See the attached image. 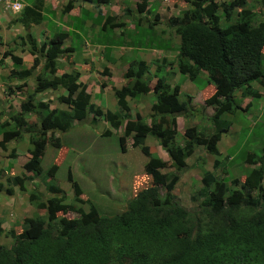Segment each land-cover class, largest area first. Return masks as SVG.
<instances>
[{
  "label": "trees",
  "instance_id": "obj_1",
  "mask_svg": "<svg viewBox=\"0 0 264 264\" xmlns=\"http://www.w3.org/2000/svg\"><path fill=\"white\" fill-rule=\"evenodd\" d=\"M35 1L25 5L17 18L26 31L24 39L28 42V53L33 56L30 66L19 69L16 64H21L20 57L9 55L13 67L17 68L12 74L20 78L34 75L32 93L19 106L25 113L35 109L38 113L34 120L38 127L27 139L29 157L22 164L31 176L13 175L5 180L21 188L23 178L31 180L34 176H41L47 196L37 192L35 187L28 191L27 198L37 213L23 217L21 222H14L15 225L7 229L12 242L9 247L0 245V264H264L263 142L262 154L247 152L243 157L249 166L242 181L232 175L231 167H237L234 157L222 164L225 168L218 174L211 170L201 171L200 186L190 194V200L196 202V212L184 207L172 192L178 175L174 171H160L166 166L175 171L182 170L186 166L185 158L197 145L213 156L212 169L221 168L220 160L215 158L218 154L216 143L230 125L222 115L234 113L239 108L233 93L239 91L242 97H257L259 93L252 88L251 82L264 83V71L260 69L264 55V19L253 25V19L259 14L258 6L246 8L245 0L219 3L184 0L187 8L168 17L169 30L176 35L177 44L172 43L171 37L167 40L157 36L153 48L174 49L178 73L200 87L199 69L204 68L208 75L203 87L213 85V92L203 101V106L213 107L210 116L214 120L213 131L204 133L209 128L199 131L195 126L184 127L180 131L184 143L180 145L176 138L179 133L175 116L188 111V97L183 94L180 99L177 84L170 86L166 81L171 72L160 71L164 63L171 66V61L162 58V63L155 64L153 82L150 76H146V61L136 59L129 62L122 74L126 82L119 88L112 87L116 111L106 109L102 113L89 102L90 88L77 81V71L56 73L61 69L57 60L68 49L73 50L71 46H63L68 32L65 29L55 31L38 45L28 31L31 25L38 24L45 17L40 12V0ZM71 1L62 7L63 13L70 11ZM147 4L148 0L135 2L137 12H143ZM236 7L239 10L235 12V20L220 24L227 10L233 11ZM146 24L145 27L151 29L154 21ZM77 25L81 26L80 31L84 30L82 24ZM116 25L119 24H111L107 29L111 31ZM164 32L161 30L160 35ZM98 72L103 75L107 69ZM56 87L66 91L58 99L66 104L67 110L50 109L45 102L32 99L33 93ZM140 95L153 98L148 123L137 112L133 118L128 114L125 98L136 99ZM87 113L95 117L103 115L110 128L122 127L123 135L117 136L120 151H124V137L130 136L131 145L139 146L146 156L142 172L134 173L129 198L123 209L115 214H100L92 204L84 211L80 206L64 201V195L54 181L61 158L59 161L54 159L43 173L40 168L46 141L62 151L57 157L65 155L67 147L58 133L70 128L74 120L83 119ZM21 126L29 130L30 123L20 115L12 122H0V149L6 142L22 137ZM101 135H110V130L105 129ZM147 135L154 137L167 160L148 151L144 145ZM232 147L234 145L228 148ZM242 172H245L244 168L241 175ZM65 178L70 182L74 202L84 203L85 199L80 197L82 190L69 168ZM5 191L9 193V189ZM68 212L76 216L69 217ZM38 213L42 216H37ZM2 232L0 221V234Z\"/></svg>",
  "mask_w": 264,
  "mask_h": 264
},
{
  "label": "rangeland",
  "instance_id": "obj_2",
  "mask_svg": "<svg viewBox=\"0 0 264 264\" xmlns=\"http://www.w3.org/2000/svg\"><path fill=\"white\" fill-rule=\"evenodd\" d=\"M220 1L221 0H218L217 2ZM248 1L249 4H247V7L253 9L254 6H258L259 8V14L253 19V23L262 18L264 19V0ZM33 2L36 1L34 0ZM161 3L164 9L162 10L161 20L159 21V16L155 14L154 23L156 25L160 24V26L157 25V28L166 30L168 17L173 14L178 15V12L186 8L187 4L184 0H163ZM135 10L137 12L136 8ZM105 11L107 13L109 12L107 8ZM3 16L4 15L0 13V18ZM231 17L233 18L232 15L228 16V18ZM69 18L70 20H76V17ZM79 19H90L93 22L98 20L103 21V18H100L98 13H88L86 11L80 13ZM223 22L225 21L221 19V23ZM77 24L81 23L76 22L75 24H67L68 27L74 25L75 28L73 29H76L78 35L68 33V36L70 35L69 38L71 37L73 52L71 57L66 54H64L66 58L64 55L60 57L58 63H60L62 67L56 72L57 74L61 70H70L74 64L78 69H86L80 68L82 64L81 58L84 52V43L87 45L89 43H102L104 45H113L117 43L116 37L112 35L113 29L111 31L106 29V32L104 30V33L100 34L93 32L85 36V29H81L80 31L81 26ZM138 24H142L143 26ZM144 24L145 21L139 18L138 22L134 21L133 28L128 25L121 31L119 43L124 44L125 49H127L130 43L129 40H131V42H134V45L139 46L140 49L143 48L145 50L144 52L149 53L156 44L157 35L153 32L152 28L147 29L144 27ZM64 26L65 25L45 24V20L42 19L38 24L31 25L28 31L35 37L38 45H42L48 35L63 29ZM25 32L26 31L18 24L16 15L6 13L5 16L0 19V122L4 120L12 122L15 117L20 115L24 116L27 123H30L29 130L22 129V126L20 127L21 133L23 134L20 140H10L5 143L3 149H0V183L2 186L0 188V221L3 229V232L0 234V244L6 247L12 242L7 234V229H9L14 222H21L23 217H29L37 213L36 209L27 198L28 191L35 187L37 192L47 196L41 176H34L31 180L23 178L21 188L5 180V178L11 176V174L31 176L30 172H26L22 168V164L29 156L26 152V148L29 147L27 145V136L32 134L31 132L37 128V124L34 120L38 113L36 112L37 109L28 113L20 111L19 105L21 101L26 100L27 95L32 93V77L34 75L27 78L14 76L11 73L12 65L10 57L8 56V54L20 56L22 63L16 64V66H18L19 69L27 68V56L29 54L24 51V49L27 50L28 48V42L24 39ZM170 37L172 38L171 41L173 44L177 43L178 39L173 31H170ZM66 42L67 40H65V43ZM106 51H108V49H106ZM170 54H173V52ZM136 57L137 55L135 53L130 57L123 56L117 63L126 64L127 67L131 60L136 61ZM97 63V61L89 62L88 64L92 66L89 67V69H92ZM154 67L155 63L153 60H149V69L146 76H150V78L153 77ZM260 69L264 71V55L261 59ZM169 70H174L175 72V70H177L175 64ZM34 71H36V69ZM34 71L33 74H35ZM46 77H50L49 74H47ZM84 78L85 76H83L82 79ZM23 79H25L24 85L19 87ZM89 79L97 80V84L103 82L98 78L96 79L94 74H91ZM204 81V79H199L198 83H201L200 88L203 86ZM174 82L175 78L168 80L170 86H174ZM177 86L179 89V98L183 99V94L188 95L189 93V85L187 83H182ZM251 86L259 95L257 97L248 96L246 98L250 102L248 108L246 110H236L234 113H225L222 115V118L229 120L231 125L227 128L228 131H225L221 139L217 142V148L220 153H218L215 158L220 160L221 168L219 166L216 169H212L211 161L213 156L205 153L203 148L197 145L194 146L192 153L185 159L186 166L182 170L175 171L173 168L167 166L160 169V171L165 173L174 171L178 175V181L172 192L175 194L176 199L189 211H197L196 202L190 200L189 196L200 185L199 177L202 170H211L213 173L218 174L220 170L225 168L222 164L228 161V158L224 157V154H227L234 157V162L237 166L231 167L232 175H237L239 181H242L247 167L249 166L245 163L243 157H245L247 152L262 154L261 147L263 144L258 143L262 134H264V83L258 84L252 82ZM180 88H182L183 91H181ZM98 92L99 85H96L93 89L91 98L93 103L102 107L98 99ZM60 93V91H49V89H47L42 93H33L32 95L33 100L38 99L46 104L51 103L50 106H52V104L53 106H63V104L57 102L59 100L58 97L54 98V96ZM140 96L139 99L134 100V113H139L143 121L148 123L150 120V105L153 102V98L149 95ZM234 99L238 100V97H234ZM195 105L192 106L189 102L187 105L188 111L184 114H178L180 116H175L177 118L176 127L179 133L176 135V138H178L180 145L184 143V139L180 133L184 127L195 126L199 131L202 130V128H209V130L207 129L203 132H212V121H207ZM92 116L93 115L87 113L83 120L72 122L70 128L58 133L61 142L67 147L65 155L60 154L57 157L56 155L62 151L52 147L47 140V145L40 159V168L43 173L48 169L54 159L59 161L61 158L54 175V181L60 187L61 193L64 195V201L73 203L74 206H80L84 211H87L88 205L92 204L100 214H115L123 209L125 201L129 198V194L132 191L131 185L134 181V173L142 172L141 169L146 160V156L143 153L144 150L139 146L131 147L128 145L124 151H120L117 136L122 134V130L110 128L106 125L107 123H103L99 117H94L95 119L92 120ZM8 127L12 128L11 126ZM105 128H110V135H101ZM126 139L127 137L125 138V144ZM153 141H155L154 137L147 135L144 139L145 147H148V151L152 152L154 156L167 160L165 153L162 152ZM233 145L234 147L231 149L227 148ZM256 145L258 146L256 147ZM54 155L56 158L53 157ZM67 168L70 169L73 179L77 181L82 190L80 197L85 199L84 203L74 202L75 200L73 199L70 182L65 178ZM243 168L245 172H242L241 175L240 172ZM262 186L264 190V179L262 180ZM5 189H9V193H7ZM159 191L163 193L160 187ZM41 213H43V211ZM37 216L42 215L38 213ZM67 216L75 217L76 214L68 212ZM15 230L18 231V228L16 227Z\"/></svg>",
  "mask_w": 264,
  "mask_h": 264
},
{
  "label": "crops",
  "instance_id": "obj_3",
  "mask_svg": "<svg viewBox=\"0 0 264 264\" xmlns=\"http://www.w3.org/2000/svg\"><path fill=\"white\" fill-rule=\"evenodd\" d=\"M33 1L34 0H29V3L31 4ZM67 1L69 0H42L41 9H42V14L45 16L43 19L45 20V24H53L59 26L65 25L63 29L67 30L68 33H72L73 35H76V29H73L75 28V26L73 25L72 27H68L67 24H75L76 22H80L85 29L84 32L85 36L90 35L93 32H96L98 34L104 33V30L106 32L107 27H110L111 24H119L112 28L113 29L112 35L116 37L117 43H114L113 45H104L102 43H98V44L89 43L87 45L86 43H84V52H83V57L81 58L82 64L80 65V68H86V69L85 70L78 69L74 66L75 64L73 65L72 68H70L78 72L77 80L81 83L86 84L88 88H90L89 102L93 103L91 95L94 87L96 85H99L98 99L102 107H100V105H96L95 103L93 104L97 106L99 110H101V112H103L106 109L110 111H116L117 109L116 100L112 94V87L119 88V86L122 85L123 82L126 80L122 78V73L126 68V64L117 63L123 56L130 57L133 53H135L137 55L136 59H141L144 61L151 59L161 60L162 58H164L166 61H171L174 58L175 51L174 49L171 50V48L167 50L162 48L161 49L153 48L149 53H146L144 52L145 50L143 48L140 49V47L134 45V42L133 41L131 42V40H129L130 43L128 44L127 49H125L124 44L119 43V39H120L119 36L121 34V31L124 30L128 25H130V27L133 28L134 21L138 20L140 17H142L140 19L145 21L144 27L147 25L146 22L148 21L152 22L155 20L154 19L155 14L159 16L158 20L160 21L162 16V10H164L163 4L160 1L163 0L160 1L148 0V4L143 7V12L140 13L136 12L135 10L136 7L134 5L135 2H138L139 0H96V2L92 1L90 3L86 0L83 1L76 0L71 2L72 8L70 9V11H68L67 13L66 12L63 13L62 6ZM246 1L247 3L249 2L248 0ZM151 7L154 8H152L151 11L149 12L146 11L149 10ZM106 8L109 11L108 13L105 11ZM82 11H86L88 13L90 12L98 13L100 18L101 17L103 18V21L98 20L96 22H93L90 19L80 20L79 15ZM69 17H76V20H70ZM138 25L143 26L142 24H138ZM157 25L160 26V24ZM157 25L155 23L153 24L152 26L154 30L153 32H155L158 37L161 36L160 38L162 39H167V40L170 39L169 24H166V30L157 28L158 27ZM161 30L165 31L162 35H160ZM69 36L65 38L67 42L65 43L64 40L63 42L64 46H68V47L71 46V37L69 38ZM106 49H108V51H106ZM24 51L27 52L26 49H24ZM72 52L73 51L69 50L65 54L70 55L71 57ZM172 52L173 54H170ZM27 57H28L27 58V66H28L30 65L32 55L29 54ZM94 61L98 62L97 65H94L92 69H89V67L92 66H90V64L88 63ZM172 66L173 64H171L170 66L167 63H164L163 68L162 69L160 68L161 72H171V75L167 78L166 81L168 82V80H170L171 78H175L174 84L180 85L182 83L183 84L187 83L189 85L188 95L192 97V101H194L195 103L200 102L202 100L200 97V93L202 96H204L211 91V88H206L205 92L200 91V87L194 86L182 74L178 73L177 70H175V72L174 70L173 71L169 70L170 68H172ZM102 67L107 69L106 74L102 75L98 72L99 70H101ZM203 71H200V79L204 78ZM91 74H94L96 79L98 78L103 82L97 84L98 83L97 80L89 79L91 77ZM83 76H85L84 79H82ZM23 82L25 81L23 80ZM151 82H153V80H151ZM61 89L63 90V92ZM51 90L61 92L60 94L54 96V98L63 95V93L64 94L66 93V91L61 87L49 89V91ZM180 90L183 91L182 88H180ZM140 97L141 96H138L136 99L125 98L128 107V114L129 117L131 118L134 117V100H137ZM130 101H131V105H130ZM57 102L63 104V106L62 105L53 106V104L52 106H50L51 103H49L47 104L48 108L61 109V110L68 109L65 103H62L59 100ZM209 111L210 109L207 110V113H209ZM99 118H101L103 123L105 124L107 123V121L104 119L103 116H99Z\"/></svg>",
  "mask_w": 264,
  "mask_h": 264
},
{
  "label": "clouds",
  "instance_id": "obj_4",
  "mask_svg": "<svg viewBox=\"0 0 264 264\" xmlns=\"http://www.w3.org/2000/svg\"><path fill=\"white\" fill-rule=\"evenodd\" d=\"M18 3H15V4H13L12 5V8H13V10L12 9H3L2 7H0V13L2 14V15H4L5 16V14L6 13H8V14H10V15H16L17 16V18L19 17V14H20V12H21V10L23 9V7L25 6V5H30V3H29V0H16ZM69 1H71V0H69ZM72 1H76V0H72ZM71 1V2H72ZM81 1H83V0H81ZM87 1V0H86ZM157 1H160V0H157ZM214 1H218V0H214ZM222 1V0H221ZM220 1V2H221ZM227 1V0H226ZM246 1V0H245ZM40 2H41V0H40ZM89 3H90V1H88ZM161 2V1H160ZM33 3V2H32ZM31 3V4H32ZM67 3V2H66ZM65 3V4H66ZM217 3H219V2H217ZM246 4H245V7L246 8H250V7H247V4H249V2L247 3V1L245 2ZM64 4V5H65ZM174 4H175V2H174ZM251 4H252V2H251ZM63 5V6H64ZM62 6V7H63ZM187 8V7H186ZM186 8H184V9H186ZM254 8V7H253ZM239 9H238V7H236L235 9H233V11L232 10H227V12H226V17L225 18H221V19H223L225 22H223V23H221V19H220V21H219V23L220 24H225V23H228V22H232V21H234L235 20V18H236V16H235V12L236 11H238ZM40 12L42 13V9H40ZM234 12V13H233ZM230 15H232L233 16V18L231 17V18H228V16H230ZM257 17V16H256ZM227 18V19H226ZM263 19V18H262ZM262 19H260V20H262ZM258 21V20H257ZM257 21L256 22H254L253 23V25L255 24V23H257ZM17 22H18V20H17ZM19 24V23H18ZM21 26V25H20ZM172 31V30H171ZM67 38V37H66ZM64 42V41H63ZM64 46V45H63ZM66 47H68V46H66ZM67 51H69V49L67 50ZM66 51V52H67ZM70 51H73L72 49H70ZM175 51V50H174ZM65 52V53H66ZM27 53H28V50H27ZM64 53V54H65ZM175 53H176V51H175ZM29 54V53H28ZM8 56H9V54H8ZM18 57H20V56H18ZM33 57V56H32ZM21 59V58H20ZM31 60H32V58H31ZM174 60H175V56H174V58L171 60V62H172V64L174 65ZM60 61V59H58L57 60V63ZM146 62H147V64H148V69H149V60H146ZM153 62H154V60H153ZM21 63H22V60H21ZM31 63V62H30ZM157 63H162V61L160 60V59H157ZM157 63H155V64H157ZM11 65H12V63H11ZM128 65H129V63H128ZM127 65V66H128ZM158 65V64H157ZM30 66V65H29ZM29 66H27V67H29ZM58 66L61 68L62 66H61V64L60 63H58ZM36 68H38V67H36ZM103 68V67H102ZM101 68V69H102ZM127 68V67H126ZM125 68V69H126ZM155 68V67H154ZM161 68V67H160ZM14 69H17V68H14L13 67V65H12V69H11V73H12V70H14ZM70 70H73V69H70ZM70 70H68V72L70 71ZM203 70H205V71H203ZM75 71V70H74ZM125 71V70H124ZM200 71H203L204 73V78H202V79H206L207 78V75H208V70H206V69H204V68H200L199 69V74H200ZM178 72V71H177ZM124 73V72H123ZM122 73V74H123ZM158 74H161L160 72H158ZM14 75V74H13ZM47 74H45V76H46ZM14 76H16V75H14ZM50 76V75H49ZM30 77V76H29ZM20 78V77H19ZM123 78V77H122ZM77 79H78V77H77ZM123 79H125V78H123ZM152 79H154L155 80V78H154V76L153 77H151L150 78V80H152ZM187 79V78H186ZM23 80H25V79H23ZM23 80H22V84H20L19 85V87L21 86V85H24L23 83ZM153 80V81H154ZM188 80V79H187ZM78 81V80H77ZM189 81V80H188ZM124 82H126V80L124 81ZM123 82V83H124ZM190 83H192L191 81H189ZM168 83V82H167ZM255 83H257V82H255ZM193 84V83H192ZM251 84H252V82H251ZM259 84V83H258ZM175 85V84H174ZM194 86H196L195 84H193ZM206 86V87H205ZM56 88H59V87H56ZM62 88V87H61ZM206 88H211V91L210 92H208L206 95H204V96H202L201 95V93H200V97H201V101L200 102H197V103H195L194 101H192V97L190 96V95H187V97H188V103L190 102L191 104H192V106L193 105H195L196 106V108L197 109H199L200 110V112H201V114L203 115V117L207 120V121H212L211 123H212V131H213V121L214 120H211V118H210V116H211V114H212V112H213V107L212 106H203V101H204V99L206 98V97H208L212 92H213V85L212 84H207V85H204V87L202 86L201 88H200V91H203V92H205L206 91ZM48 89H54V88H48ZM178 93H179V89H178ZM240 93H239V91H236V92H234L233 93V96L234 97H238V100H235L236 101V103L238 104V106H239V108H238V110H241V108H244L245 106H247L246 107V109L248 108V105L250 104V102L246 99L248 96H244V97H242V96H240L239 95ZM184 95H186V94H184ZM33 99V98H32ZM38 100V99H37ZM25 101V100H24ZM34 101H36V100H34ZM40 101V100H39ZM21 102H23V101H21ZM31 103H33V101L31 102ZM20 106V105H19ZM68 108V107H67ZM52 109V108H51ZM208 109H210V111H209V113H207V110ZM245 109V110H246ZM104 112V111H103ZM102 112V113H103ZM88 114H91V113H88ZM180 114V113H179ZM182 114H184V113H182ZM92 115V114H91ZM101 116H103V115H101ZM177 116H180V115H177ZM37 117H38V115H37ZM95 116H92V119L94 118ZM99 117V116H98ZM85 118V117H84ZM83 118V119H84ZM35 119H36V117H35ZM83 119H81V120H83ZM95 119V118H94ZM81 120H74L73 122H79V121H81ZM4 121H6V120H4ZM175 122H176V124H177V118L175 117ZM107 125L109 126V123L107 122ZM230 125H231V122H230ZM229 125V126H230ZM176 126V125H175ZM228 126V127H229ZM37 127H38V125H37ZM71 127V126H70ZM37 129V128H36ZM105 129H109L110 130V128H105ZM113 129V128H112ZM119 130L121 129L122 130V127H119L118 128ZM118 129H115V130H118ZM176 130L178 131V129H177V127H176ZM226 132L228 131V129H226L225 130ZM224 131V132H225ZM224 132H222L221 134H220V138H219V140L221 139V136H222V134L224 133ZM31 133H33V132H31ZM59 133H61V132H59ZM110 133H111V131H110ZM23 135V134H22ZM59 135V134H58ZM121 135H123V134H121ZM264 134H262V137L260 138V140H259V142L260 143H264V140H263V136ZM127 137V139H126V144H125V138ZM126 137H124V150L126 149V146H128V145H130L131 147H134V146H132L131 145V139H130V136H126ZM22 137H20L19 138V140L21 139ZM27 139H28V136H27ZM18 140V139H17ZM218 140V141H219ZM217 141V142H218ZM154 142V144L155 145H157L156 143H155V141H153ZM27 145L30 147V145H29V143H28V140H27ZM47 145V141H46V144L44 145V148H45V146ZM158 146V145H157ZM258 145H256V147H257ZM28 147V148H29ZM53 147V146H52ZM202 147V146H201ZM216 147H217V143H216ZM229 147V146H228ZM227 147V148H228ZM28 148H26V152L28 153ZM158 148L159 149H161L159 146H158ZM226 148V149H227ZM44 150V149H43ZM204 150V149H203ZM217 150H218V153H220V151H219V149L217 148ZM161 151L162 152H164L162 149H161ZM204 152H205V150H204ZM165 153V152H164ZM206 153V152H205ZM208 154V153H207ZM29 155V154H28ZM166 155V154H165ZM210 155V154H209ZM29 157V156H28ZM54 157V156H53ZM188 157V156H187ZM186 157V158H187ZM224 157H227L228 158V160H229V158H232L233 156H229V155H225L224 154ZM185 158V159H186ZM162 159V158H161ZM26 160H27V158H26ZM25 160V161H26ZM24 161V162H25ZM23 162V163H24ZM186 163V162H185ZM11 168V167H10ZM27 172V171H26ZM13 175H15V174H11V176H13ZM201 175V174H200ZM199 179H200V177H199ZM200 183V182H199ZM200 186V185H199ZM198 186V187H199ZM190 197V196H189ZM12 240V239H11ZM1 245V244H0ZM6 247V246H5ZM7 247H9V245L7 246Z\"/></svg>",
  "mask_w": 264,
  "mask_h": 264
},
{
  "label": "built area",
  "instance_id": "obj_5",
  "mask_svg": "<svg viewBox=\"0 0 264 264\" xmlns=\"http://www.w3.org/2000/svg\"><path fill=\"white\" fill-rule=\"evenodd\" d=\"M18 3L16 0H0V5L3 9H12V5Z\"/></svg>",
  "mask_w": 264,
  "mask_h": 264
}]
</instances>
